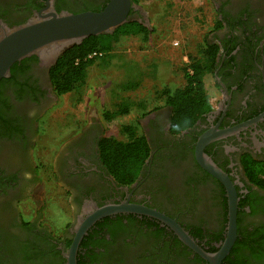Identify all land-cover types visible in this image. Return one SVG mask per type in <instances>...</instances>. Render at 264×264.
Here are the masks:
<instances>
[{
  "label": "flooded vegetation",
  "instance_id": "1",
  "mask_svg": "<svg viewBox=\"0 0 264 264\" xmlns=\"http://www.w3.org/2000/svg\"><path fill=\"white\" fill-rule=\"evenodd\" d=\"M108 0H0V25L13 28L37 13L77 14L102 10ZM216 22L202 47L215 50L209 110L175 133L164 102L139 121L149 155L137 178L117 183L104 168L103 133L92 120L65 140L53 159L55 179L69 194L72 221L55 233L42 222L22 219L18 206L36 176L31 150L36 123L53 104L50 58L38 55L9 72L0 89V264H67L81 234L76 264H210L184 245L155 217L119 212L88 224L96 209L141 206L174 221L209 255L222 249L229 233V191L236 198L235 238L220 264H264V190L254 178L264 171V0H216ZM126 22L145 27L140 5ZM202 156L227 178L201 167ZM25 173L30 178H25ZM33 177V178H32Z\"/></svg>",
  "mask_w": 264,
  "mask_h": 264
},
{
  "label": "rangeland",
  "instance_id": "2",
  "mask_svg": "<svg viewBox=\"0 0 264 264\" xmlns=\"http://www.w3.org/2000/svg\"><path fill=\"white\" fill-rule=\"evenodd\" d=\"M215 2H139L148 20V35L120 37L113 44L109 63L89 67L83 88L58 97L36 123L31 156L37 173L18 206L23 220H33L40 212L42 222L55 233L72 221L70 196L55 179V154L65 140L92 120L99 122L105 136L118 141L127 139L121 131L123 126H134L140 135L141 118L165 102L160 92L184 87L191 59L198 58L216 22ZM203 87L209 97H214L208 74L203 77ZM121 99L129 102V112L112 115Z\"/></svg>",
  "mask_w": 264,
  "mask_h": 264
},
{
  "label": "trees",
  "instance_id": "3",
  "mask_svg": "<svg viewBox=\"0 0 264 264\" xmlns=\"http://www.w3.org/2000/svg\"><path fill=\"white\" fill-rule=\"evenodd\" d=\"M140 1L132 0V4L138 5ZM148 32V28L136 22H126L112 34L89 37L80 45L68 48L49 70V80L54 94L60 97L67 93L79 92L85 85L89 67L96 63L102 66L109 63L113 57L111 51L114 42L123 36L145 37ZM203 47L198 51V58L196 56L191 59L184 74V87L164 89L160 92L171 107V125L180 123L183 128V121L187 119L188 126H191L203 111L210 109L208 96L203 87V77L211 69L210 62H213L216 50L208 53ZM25 59L21 61L25 62ZM19 64L20 62L15 63L10 71ZM5 82H7L5 79L0 81V89ZM129 109V102L121 99L115 105L112 115H125ZM121 131L126 136V141H118L110 137L100 141V158L104 168L117 183L128 185L137 178L143 167L149 155V146L145 137L139 135L134 126H123ZM253 180L264 190V171Z\"/></svg>",
  "mask_w": 264,
  "mask_h": 264
},
{
  "label": "water",
  "instance_id": "4",
  "mask_svg": "<svg viewBox=\"0 0 264 264\" xmlns=\"http://www.w3.org/2000/svg\"><path fill=\"white\" fill-rule=\"evenodd\" d=\"M133 6L132 0H108L105 7L96 12L56 14L47 11L37 13L24 24L13 28L0 25V81L8 77L10 69L15 63L26 57L31 55L43 56L50 58L51 62L54 63L65 50L74 45H80L85 39L103 34H112L119 26L126 23ZM145 27L148 28V20H145ZM209 141L210 139L205 136L198 143L199 164L212 176L220 181L224 180V185L228 187L225 175L223 176L212 163L202 156V149ZM229 207L228 237L222 249L216 255H209L199 249L174 221L141 206L128 205L127 203L108 205L96 209L87 223H93L99 218L119 212L149 215L167 224L184 245L199 254L204 260L210 264H220L221 259L228 253L235 238L236 198L230 191ZM84 229L78 233L71 245L67 264H76V249Z\"/></svg>",
  "mask_w": 264,
  "mask_h": 264
},
{
  "label": "clouds",
  "instance_id": "5",
  "mask_svg": "<svg viewBox=\"0 0 264 264\" xmlns=\"http://www.w3.org/2000/svg\"><path fill=\"white\" fill-rule=\"evenodd\" d=\"M188 124H189V121L187 119H185L183 121V128H182V125L180 123L171 125V128L175 132H181L183 129L187 128ZM25 178H30V174L29 173H25Z\"/></svg>",
  "mask_w": 264,
  "mask_h": 264
},
{
  "label": "built area",
  "instance_id": "6",
  "mask_svg": "<svg viewBox=\"0 0 264 264\" xmlns=\"http://www.w3.org/2000/svg\"><path fill=\"white\" fill-rule=\"evenodd\" d=\"M178 43H176V45H177ZM94 55V54H93Z\"/></svg>",
  "mask_w": 264,
  "mask_h": 264
}]
</instances>
